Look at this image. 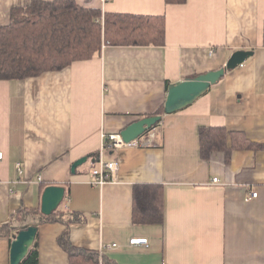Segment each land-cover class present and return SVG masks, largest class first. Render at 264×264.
I'll list each match as a JSON object with an SVG mask.
<instances>
[{
  "label": "crops",
  "instance_id": "obj_1",
  "mask_svg": "<svg viewBox=\"0 0 264 264\" xmlns=\"http://www.w3.org/2000/svg\"><path fill=\"white\" fill-rule=\"evenodd\" d=\"M30 1L0 0V27ZM75 1L103 14L163 16L164 45H104L63 71L0 81V226L20 208L41 209L44 190L59 186L67 224L39 226V264H70L71 247L117 264H264V149L205 161L198 138L201 127H223L264 145V0ZM236 51L254 55L189 107L160 115L154 147L108 152L120 164L117 183L90 184L104 134L158 113L169 85L225 67ZM141 184L164 187L160 225L132 223ZM252 191L258 197L248 200ZM17 234L0 237V264H11ZM135 238L149 247L130 246Z\"/></svg>",
  "mask_w": 264,
  "mask_h": 264
},
{
  "label": "trees",
  "instance_id": "obj_2",
  "mask_svg": "<svg viewBox=\"0 0 264 264\" xmlns=\"http://www.w3.org/2000/svg\"><path fill=\"white\" fill-rule=\"evenodd\" d=\"M165 2L185 4L187 0ZM165 33L163 16L103 14L75 0H31L25 6L14 7L10 23L0 27V81H22L63 71L75 62L94 59L104 45L162 46ZM164 113L162 107L149 117ZM198 138L200 156L205 161L221 153L225 162L230 163L234 152L264 149V145L250 141L245 134L223 127H201ZM163 222L164 187L160 184L136 185L132 196V223L150 226ZM53 223L67 224L63 210L46 216L41 209L20 208L12 214L10 224L0 226V237ZM68 253L70 264H117L100 257L96 251L71 247ZM21 264H39L37 241Z\"/></svg>",
  "mask_w": 264,
  "mask_h": 264
},
{
  "label": "water",
  "instance_id": "obj_3",
  "mask_svg": "<svg viewBox=\"0 0 264 264\" xmlns=\"http://www.w3.org/2000/svg\"><path fill=\"white\" fill-rule=\"evenodd\" d=\"M253 55L254 52L252 51H236L228 59L225 67L217 71H211L200 75L191 80H185L170 85L164 105L165 114H174L192 105L212 86L218 84L225 77L228 71L235 70L239 66H242ZM161 120V116L144 118L127 127L120 135L126 143L133 142L148 131L154 129V127L159 124ZM86 161L87 158H83L74 163L72 168L73 172L78 166L82 165ZM65 195L66 190L64 187H47L42 196V213L49 216L58 210L64 201ZM37 233L38 228L33 226L27 230L18 232L11 246V264H21L27 256L30 248L33 246Z\"/></svg>",
  "mask_w": 264,
  "mask_h": 264
},
{
  "label": "built area",
  "instance_id": "obj_4",
  "mask_svg": "<svg viewBox=\"0 0 264 264\" xmlns=\"http://www.w3.org/2000/svg\"><path fill=\"white\" fill-rule=\"evenodd\" d=\"M157 137H158V131L156 127L145 133L139 139L130 143H126L120 134H116V135L104 134L103 135L104 142L102 148L97 156V159L90 173V184L95 187L103 188L107 184L118 182L117 177L120 172V164L118 161H107L105 159V156L108 152L122 150L125 148L154 147L156 145ZM2 160H3V154L0 153V163ZM17 168L20 174H23L20 164L17 165ZM219 184H220L219 179L216 178L213 179L212 185H219ZM20 185L21 182L19 181L13 183L12 188H10L9 190L13 196L16 195V189ZM257 197H258V192L252 191L250 196L247 197V199L251 200ZM129 245L135 247L139 246V247L148 248L149 241L146 238H135L130 240ZM107 248L111 249L112 245L107 246Z\"/></svg>",
  "mask_w": 264,
  "mask_h": 264
}]
</instances>
